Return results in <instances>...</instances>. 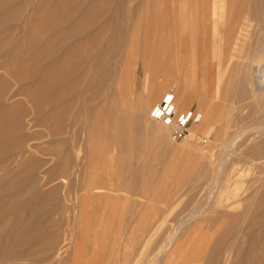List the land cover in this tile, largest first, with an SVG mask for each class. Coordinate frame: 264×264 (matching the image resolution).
<instances>
[{
	"label": "rangeland",
	"instance_id": "obj_1",
	"mask_svg": "<svg viewBox=\"0 0 264 264\" xmlns=\"http://www.w3.org/2000/svg\"><path fill=\"white\" fill-rule=\"evenodd\" d=\"M212 1L213 0H205L204 5V0H191V6H188L186 10H183V8L181 9L183 17L182 23H186L185 25L188 32L185 41L190 44V47L188 46L187 48H194L196 58L192 59L189 51H187L185 57L181 58L177 56L175 60L173 57H170L168 52L170 49L167 47L168 44L166 39L170 32L168 23L166 22V14L171 0H132V23L135 28H140V44L138 46L139 48L134 47L129 49L128 52L136 50L138 53L140 51V54H142L146 45L151 54L152 48L155 49V54L158 53L160 56H158L159 59H156L155 62V73L152 77L150 88L154 92V88L158 89L159 84L163 83L164 86L160 88L161 90L158 91L155 99L150 98V100L146 99L144 101L142 94L145 91L144 85L146 84L143 80L146 72L141 62L140 65L137 66L139 67V83L135 94L132 97H129V95H121L120 98L119 96H114L110 100L111 102L109 101L110 103L105 105V107L107 106V111L104 108L102 109V113L105 112V116L102 114V117L106 118V113H111L117 108L125 107L129 110L130 102L139 103L142 101L144 107L148 110L145 109L146 112L141 118L135 119L133 124H129L133 131L137 130L138 133L136 134H141H139L141 138L140 142L146 140V143L140 144L138 141L136 145L139 147L140 145H143V147L148 146V148L151 149H147L149 153L147 155L146 150L143 151L144 149H142V146V148H140L143 152L140 151L139 147L136 148L137 146L135 145V148L139 149L137 150L138 153L135 152L137 156L139 154L138 157L133 152H130L132 155L130 153H125L128 162L131 161V165L134 167L139 165V171L137 173L139 175L137 176L140 177L135 192L122 189L117 193H111L110 195L98 199L88 197L86 201H84L82 198L83 191L78 187L79 182L78 180L77 183L75 181V179H78L77 176L73 181L71 178L68 179H71L72 182V189L70 188L72 192L70 197L66 199L67 196L65 195L66 192L64 187L67 183H70V181L68 182L65 177L63 178L62 166L63 164L65 165L68 162H72L73 170L75 169L74 171L83 170L81 167L85 168L87 165L84 163L86 160L84 157L87 148L85 144V141H87L85 135H82L83 132L81 134L80 132L77 133V148L81 150L83 148L84 151L82 152L79 150L77 152L74 151L77 150V148L72 149V146H70L71 148L68 147L72 145V132L68 134L71 138L68 135H65L66 137H50L47 136L42 129L26 127V132L33 133V131L35 132L38 130V132L44 133L40 139L30 143L33 146L37 145L34 147L46 149V147L49 148L51 146L58 149L61 148V151L64 153L61 154L60 157H54L44 154L43 152H37L36 148L34 149L33 146L32 149L24 146L26 149L25 155H23L25 159L23 156V160L22 158L13 156L6 161L7 165H9L7 166L10 170L9 174L15 175L14 178L16 179L12 178L13 180H18L20 179V175L15 174L16 171L20 170L21 167L24 168L28 165L35 164V166H37L35 168L36 176L37 178L39 177V184L42 183L43 186L40 184V187H34L31 190L32 192L30 191L23 196L22 201L28 199L34 193V189H39V192L43 191L44 193H49L54 189L58 191L59 189L57 192L58 194L56 193L54 196H50L51 198L49 197V200L47 199L48 202L45 204V212L43 210L45 215L43 216L45 217L50 214L53 220L58 221L60 217L55 211L56 207L57 205H60V207L61 205L64 206L60 208V213H63L62 215L60 214L62 217L61 223H59L58 226H53V228L50 226L56 234H58V232L60 233L58 234L59 240L52 243L48 240L49 236H46L45 239L41 240L42 242L39 244L40 250L38 246L39 251L34 258H30V261L26 260L16 262L15 264H124V259L127 257L130 261L133 259L135 264H205L209 255L208 253H204L203 256L202 253L204 250L202 249H205L206 246L208 249L214 246L216 238L219 236L218 234L225 228L229 219L226 224H222V228L211 227V230L206 227L208 220L214 219L216 216L219 217V213L223 212L225 209L227 214L232 218L235 215H240V212L243 214V212H254V210H256L261 195L260 193L259 196L257 195L259 192L258 190L254 192L253 184V187L242 197L227 201L224 196L228 194L227 192L222 194L221 181L226 175L235 172L234 168L237 167L240 170V176L246 181L260 182L262 184L261 187L264 183V175H262L264 174V82H262V75L264 74V21L261 19V13L258 12V8L261 5L260 3L264 4V0H260L261 2L259 0H253L255 2L257 1L256 3L252 0H246V12H243L246 16L241 13V17L244 16L247 18L246 20L244 19L246 21H244V27L247 30L244 29L247 33L244 30L245 36H243L242 42L237 46L236 49L238 50L235 52H233L232 49L226 48L227 43L224 37H226L229 29L234 28L236 21L233 20V22L230 23V27L227 28L221 21H216V19L212 17V10L210 11ZM248 1L250 2L249 4H251V6H249L250 8L248 7L249 4H247ZM111 3L112 2H110V4ZM113 3L112 5L109 4V6H113ZM252 3L255 5L252 6ZM61 5V10L63 12H68L70 10L69 2H63ZM255 6H257V8H255ZM30 8L28 6V9ZM247 8L249 9L247 10ZM205 11L208 12L206 13ZM193 12L195 21L194 25L190 26L189 22L191 21L190 18ZM210 12L211 16L209 15ZM250 12L254 13L251 15ZM203 13L207 15L205 19H207L206 22H208L205 23L209 25L206 35L202 34L200 27V25L204 23V20L201 18L202 15H204ZM8 14L9 12L7 15ZM28 15L27 13L24 14L22 16V21L25 20L23 19L24 17L30 20ZM256 15H260V17ZM255 17L259 21H256ZM158 22L159 25H161V30ZM22 23H26V20ZM205 23L203 25H205ZM217 23H219V25ZM26 30L27 27L24 25L23 30L19 33L18 40L25 35ZM213 31L217 34H219V32L222 33L224 40H222L221 43L213 42L211 35ZM155 34H157V37ZM212 47L213 49H211ZM240 47L244 50H241ZM220 48L223 54H221V56L218 55ZM232 53L233 56L231 55ZM151 54L148 55L151 57ZM259 81H261V83ZM15 88L16 87H14L13 90ZM169 90H174L173 105L177 106L178 113L191 110L202 114V120L191 126L194 134L193 136H188L187 133V136L184 138H174L170 128L151 118L153 108L158 105L157 102L159 103L165 94L167 95ZM184 93H188L190 96L187 98L190 102L185 106L180 104L181 95ZM144 94L146 93L144 92ZM69 96L70 97L67 99L72 103V94ZM70 102L68 101V103ZM111 103L113 106L110 107H113L114 110L111 108V112H109V104L111 105ZM59 104L61 106L62 102H59ZM64 113V124H72V106L68 108L67 111L65 110ZM109 116H111V114ZM109 116L107 118H109ZM92 118L94 119L93 116ZM106 119H103L104 121L101 120L98 124L100 126L97 124L94 126L95 128L100 127L101 129H93H95V131L103 130L102 133L105 131L106 134L108 133L106 130H111V132L108 133L109 136H113L111 137L113 139L118 138L121 133V130H119L121 127L115 130L114 122L111 121V123L109 119L108 121H106ZM89 120L91 121V119ZM95 131L94 142H96L99 137L98 135L96 136L97 132L95 133ZM224 131L226 134H223ZM136 134L134 135L137 138ZM142 135H145V137ZM159 136L160 138H158ZM63 138H67L64 140L65 143L63 142ZM143 138H145V140ZM153 138H157L159 142ZM57 139H59V141ZM52 140L57 141L51 143ZM79 142L83 143V146ZM109 143L107 145H111L112 148L110 149V153L113 154L109 153L108 156L112 160L110 159V162L109 158H107V164L114 166L117 164V160L114 161V159H118V155L121 151L118 147L113 146V142ZM149 144L151 147H149ZM117 151L120 153L118 154ZM144 153L149 157L148 162L146 161L147 157H145ZM140 154H142V156H140ZM66 155H68L69 158H67ZM115 155L117 156L114 157ZM133 155L134 157H132ZM81 159L82 161L85 160L82 162ZM210 160L211 162H209ZM236 160L238 165L235 164ZM145 161L148 165L147 169L143 166L146 163ZM75 162L81 166L75 168L78 165ZM209 163H213V167L216 164V168H213ZM250 163H252L253 166ZM209 167L211 170H216L215 173L213 170L210 173ZM218 171L220 173H218ZM2 174L4 173H0V182L8 181ZM75 174L77 175L78 173ZM75 174L74 177H76ZM212 174H214V176ZM222 175L225 176L222 177ZM213 179H215L214 181H216V183L212 181ZM41 186L42 189H40ZM219 192L224 195L222 198ZM254 194L255 196L252 198ZM256 196H258V201H254L257 200ZM250 197L252 198V202L249 204L251 201ZM245 198L247 199L246 201ZM248 199L250 200L248 201ZM243 200L247 203L244 204L245 202ZM241 201H243L244 206ZM56 202H58V204ZM54 204H56V207ZM63 208L65 209L64 211ZM246 209L248 211H245ZM19 211L22 218H26L29 215L27 208L21 207ZM47 212L50 213L47 214ZM53 215L56 216L54 217ZM202 228H204V230ZM159 241L160 243H158ZM236 241H241V244L244 246L247 244L246 238L241 240L235 239V246L237 244ZM237 245L239 246L240 243ZM238 246H236L235 249L237 252L235 251L230 257V261L232 259L231 262L233 263L228 264H237L239 259ZM147 253L150 255L148 256Z\"/></svg>",
	"mask_w": 264,
	"mask_h": 264
},
{
	"label": "bare ground",
	"instance_id": "obj_2",
	"mask_svg": "<svg viewBox=\"0 0 264 264\" xmlns=\"http://www.w3.org/2000/svg\"><path fill=\"white\" fill-rule=\"evenodd\" d=\"M63 2L70 3V10L68 12H63L61 10V3ZM110 2H114L113 6H109ZM112 3L110 5H112ZM245 3L246 0H213L211 4L210 11L212 10V17H214L216 21H221L224 23L226 28L230 27V23H232L233 20L236 21L234 28L229 29V31L227 29L228 33L226 34V37H224L227 43L226 48L230 50L232 49L233 52L238 50L236 48L240 45V42H242L241 40L243 36H245L244 30L246 28L244 27V24L247 18L244 16V18L241 17V13L246 12ZM249 3L250 2L248 1L247 4ZM203 4L205 5V0ZM260 4L261 5L258 8V12L261 13V19L264 21V4ZM253 5L255 4L252 3V6ZM28 6L29 8L31 6V8L28 9ZM188 6H191V0H171L166 14V22L168 23L170 30L168 38L166 37L168 44L167 47L170 49L168 50L170 57H173L174 59L177 58V56L181 58L185 57L187 51H189L192 59L196 58V52H194V48H187L190 45L185 41L186 34L188 32L185 25L186 23H182L183 17L181 14V9L183 8V10H186ZM249 6H251V4H249L248 7ZM249 8H247V10ZM255 8H257V6H255ZM132 9V0H0V173L3 172L4 174L2 175H4V178H7L8 181L10 178L9 182H0V264H15L16 262L26 261L32 257L34 258V256H36L37 252L40 250L39 244L42 242L41 240L45 239L46 236H49V239H47L52 243H55L59 240L58 234L60 233L58 232V234H56L52 228L53 226H58L59 223H61V215L63 213H60V208L64 205H61V207L60 205H57L56 207V204H54L56 207L55 211L60 217L58 221L52 219L51 215L48 214L50 212H47L48 215L45 217L43 216L45 215L43 210L46 207L45 204L49 200L48 198L50 196H54L59 191V189L58 191L54 189L49 193H44L43 191L39 192V189H34V193L28 199H24L25 201H22L23 196L26 193L28 194V192H30L34 187H40V184L42 185V183L39 184V177L37 178L35 173V168L37 166H35V164H31L30 166L28 165L24 168L21 167L20 170L16 171L15 173L20 175V179L13 180L16 179L14 178L15 175L9 174L10 170L9 167H7L9 165L6 163V161H8L13 156L22 158L26 152L24 146L32 149L33 145L30 143L34 140L40 139L44 133L50 137H63L72 132V138L70 135H68L72 139V145H67L69 148L72 146V149H76L78 146V132H80V134L83 132L82 135L84 134L87 140L85 141L87 148L84 157L86 162L83 160L85 165L87 164L85 168L81 167L83 170L74 171L75 169L73 170L72 162H68L62 166L63 178L65 177L68 182L70 181V183H67V185L64 187L66 192L65 195L67 196H65L66 199L70 197L72 192L71 179L73 181V179L77 178V176L78 179H75V181L76 183L77 180L79 182L78 187L83 191L82 198L84 201H86L88 197L98 199L103 196L110 195L111 193H117L122 189H127L131 192H135L137 190V182H139L138 180L140 177L137 176L139 175L137 174L139 171V165H136L137 167L131 165V161L129 159L130 162H128L125 153L133 152L135 154L137 150L140 149L141 151L144 149L143 151L146 150L147 155L149 154L147 152V149H150L148 146L144 145L145 147H143V145H140V147H143H141V149L136 145L138 141L140 142V133L136 134L138 133L137 130L133 131L132 127H130V125L134 123L135 119L137 120L138 118H141L146 112L144 103L142 101L139 103L130 102L129 110H127L125 107L114 110L113 107H110L113 106L111 103V105L109 104L110 109L108 110L111 112L110 110L113 108L112 110L114 111L111 113H106V118L110 114L111 116H109L107 119L102 117L103 115L105 116V112L103 110L104 113H102V109L107 108L105 105H108L114 96H119L120 98L121 95H129V97H132L135 94L139 83V67L137 66H139L141 62L146 72L143 80L146 84H143L145 86L144 92L146 94H144V92L142 94L144 101L146 99L150 100V98L155 99L158 91L161 90L160 88L164 86L163 83L159 84V88H154V92L150 88V83L155 73V62L156 59H159L158 56H160L158 53L155 54V49L152 48L151 54L149 53L148 46L146 45L143 53L141 52L142 54H140V51L138 53L136 50L128 52L129 49L138 47L140 44V28H135L132 23ZM8 12L10 15H7ZM26 13L27 15L29 14L28 16L30 17V20H27L24 17L23 19L26 20V23L23 24L22 22L25 20L22 21V16ZM250 13L252 15L254 12ZM209 15L211 16V12ZM205 16L207 17L206 14L202 15L201 17L204 20V23L207 20L205 19ZM257 17H260V15ZM190 19L191 21L189 24L190 26H193L195 21L194 12L191 14ZM255 19L256 21H259L256 17ZM206 23L205 25L200 23L201 31L204 35H206L208 32L207 28H209V25ZM217 24L219 25V23ZM24 25L27 27V30L25 35L18 40V36L20 35L19 33L23 30ZM159 26L161 30V25ZM155 35L157 37V34ZM211 35L214 43H221L222 40H224L223 35L220 32L217 34L215 31H213V34ZM211 49H213V47ZM148 54H151V57ZM221 54L222 51L220 48L218 55L221 56ZM231 55L233 56V53ZM262 77V82H264V74ZM259 82L261 83V81ZM14 87L16 88L13 90ZM71 94L72 103L69 99H67ZM165 96L166 94L159 103L157 102L158 105H162L164 103L163 100ZM188 97H190L188 93L182 94L180 98V104L185 106L187 103H189L190 101L187 99ZM68 101L71 104L68 103ZM59 102H62L61 106ZM172 104H174L173 101ZM71 106L72 124H64V111H67V109L71 108ZM174 108L175 112H178L177 106H174ZM102 118L106 119V121L109 119L110 122H114L115 130H118L121 127V129H119L121 130V133L118 138H114V140L111 138L113 136H109L108 133H110L111 130L108 131L105 129L106 132H108L107 134L105 131L102 133L103 130L95 131V129H99L100 127L95 128L94 126H96V124L98 125L101 120L104 121ZM89 119H91V121ZM27 126L28 128L42 129L44 133H40L38 130L35 132L33 131V133L26 132L25 129ZM93 130L95 133L97 132L96 136H99L96 142H94L95 140ZM224 133L226 134L225 131L223 134ZM134 134L137 135V138ZM193 135V130L190 127L188 136ZM142 136L145 137V135ZM158 138H160V136ZM65 139L63 138V142ZM143 139L145 140V138ZM153 139L157 140V138ZM57 140L59 141V139ZM57 140H52L51 143H54V141L56 142ZM145 141H141L143 143L140 142V144L146 143ZM109 142H113V146L118 147V149L121 151V153L119 152L120 154L117 151L119 154L118 159L113 158L114 161L117 160V164L114 166L107 164V158H109V160L111 159L108 156L111 152L110 149L112 148L111 145H107ZM157 142L159 141L157 140ZM83 143L80 144L82 145ZM135 147H139V149H136ZM149 147H151L150 144ZM35 148L37 152H43L44 154L52 155L54 157H60V155L64 153L61 151V148H59V150L58 148L51 146L49 148L46 147V149L44 148L45 150L42 149V147H34V149ZM79 150L84 152L83 148L82 150L77 148V150L74 151L78 152ZM146 153H144V155ZM135 155L137 156V154ZM147 155H145V157H147ZM66 156L69 158L68 155ZM116 156L117 155L114 157ZM140 156H142V154H140ZM24 157L25 156H23V158ZM132 157H134V155ZM148 158L149 157H147V159L145 158L147 162ZM211 160L209 162H211ZM147 162L145 163L146 166L143 165L145 169H147L148 166ZM235 164H237V160ZM250 164L252 165V163ZM211 165L213 167L214 164L212 163ZM79 166L81 165L78 164L75 168H79ZM216 166L217 165L215 164L214 167L216 168ZM208 169L210 170V173L212 170L214 171V169L211 170L210 167ZM234 169L235 172H232L233 174L230 171V175H222V177H225L221 181V191L222 194L227 192L228 195L224 196L219 192V194H221V198L224 196L225 200L227 201L234 198L237 199L238 197L245 195L253 186L254 192L258 190L259 192L257 195L259 196L260 193L261 198L258 201V196H256L257 200L254 201H258V205L256 204L257 207L254 212H243V214L240 212V215H235L232 218L227 214L225 209L223 212L219 213V217L216 216L214 219L208 220L206 227L210 229L211 227L222 228V224H226L227 220L229 219L226 226L224 225L225 228L222 230V232H220L221 234H218L219 236L216 238L214 246L210 247L209 249L207 246L205 249L203 248L202 250L205 252L203 251L202 255L204 253H208L209 255L205 264L233 263L231 262L232 259L230 261V257L233 253H235L236 246H238L237 244L240 243L241 246L239 245L237 247V250H239V259L237 264H264V183L261 187L262 184L260 182L246 181L240 176L239 168L235 167ZM75 173L78 174L76 175ZM218 173L220 172L218 171ZM74 174L76 177H74ZM212 175L214 176V174ZM69 178L71 179L68 180ZM47 180L49 181L50 179ZM214 180L215 179L212 181ZM214 182L216 183V181ZM42 186L40 189H42ZM253 196H255V194L252 195V198H254ZM252 198L249 204L252 202ZM246 200L247 199L245 198V201ZM249 200L250 199H248V201ZM243 201H241L242 204ZM56 203L58 204V202ZM246 203L247 202L244 204ZM21 207L27 208L29 211V215L26 218H22L19 214V209ZM64 210L65 209L63 208V211ZM245 211L248 210L246 209ZM53 216L55 217L56 215ZM50 226H52V228H50ZM202 229L204 230V228ZM243 238H246V246L241 244V241H236L237 244L235 246L234 240H241ZM158 243H160V241ZM149 255L150 254H148V256ZM133 262V259L130 261V259L127 257L124 259L123 263L135 264V262Z\"/></svg>",
	"mask_w": 264,
	"mask_h": 264
},
{
	"label": "built area",
	"instance_id": "obj_3",
	"mask_svg": "<svg viewBox=\"0 0 264 264\" xmlns=\"http://www.w3.org/2000/svg\"><path fill=\"white\" fill-rule=\"evenodd\" d=\"M174 90H169L164 98L162 105H157L151 112V118L161 122L164 126L171 129L174 138H184L193 123H199L202 115L199 112L185 111L175 112L172 101L174 99Z\"/></svg>",
	"mask_w": 264,
	"mask_h": 264
}]
</instances>
